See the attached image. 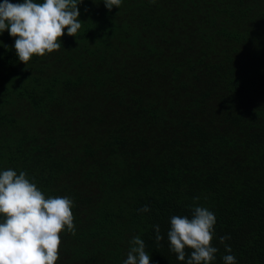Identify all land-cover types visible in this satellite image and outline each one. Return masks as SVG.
Listing matches in <instances>:
<instances>
[{
	"label": "trees",
	"instance_id": "16d2710c",
	"mask_svg": "<svg viewBox=\"0 0 264 264\" xmlns=\"http://www.w3.org/2000/svg\"><path fill=\"white\" fill-rule=\"evenodd\" d=\"M78 8L76 36L26 65L0 33V171L73 200L56 264H123L136 235L185 264L167 231L193 205L216 217L211 264H264V0Z\"/></svg>",
	"mask_w": 264,
	"mask_h": 264
},
{
	"label": "clouds",
	"instance_id": "9594fccd",
	"mask_svg": "<svg viewBox=\"0 0 264 264\" xmlns=\"http://www.w3.org/2000/svg\"><path fill=\"white\" fill-rule=\"evenodd\" d=\"M83 0H22L0 2V33L5 30L15 38L13 47L25 65L33 55L44 56L61 47L64 35L76 36L82 27L78 4ZM111 11L122 0H103ZM155 3V0H152ZM87 10V9H86ZM198 199V198H195ZM73 200L69 196H45L25 171L12 168L0 171V264H56L59 259L61 232L75 235ZM138 211H150L144 205ZM215 214L206 207L192 206L191 216L173 215L167 240L178 261L185 264H211L218 249L214 238ZM155 241L164 239L160 226L154 225ZM228 236L220 237L224 243ZM123 264H151L145 241L139 235L130 240ZM190 249V255L186 253ZM227 253L231 247L225 245ZM187 257V258H186ZM223 264H236V257L227 254Z\"/></svg>",
	"mask_w": 264,
	"mask_h": 264
}]
</instances>
